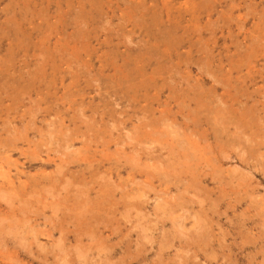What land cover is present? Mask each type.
<instances>
[{
	"label": "rangeland",
	"instance_id": "374dc122",
	"mask_svg": "<svg viewBox=\"0 0 264 264\" xmlns=\"http://www.w3.org/2000/svg\"><path fill=\"white\" fill-rule=\"evenodd\" d=\"M0 264H264V0H0Z\"/></svg>",
	"mask_w": 264,
	"mask_h": 264
},
{
	"label": "bare ground",
	"instance_id": "6f19581e",
	"mask_svg": "<svg viewBox=\"0 0 264 264\" xmlns=\"http://www.w3.org/2000/svg\"><path fill=\"white\" fill-rule=\"evenodd\" d=\"M185 157V156H184ZM62 188V187H61ZM125 196V195H124ZM135 197V196H134ZM115 199V198H114ZM112 202V201H111ZM159 206V205H158ZM86 208V207H85ZM82 210H85V209H82ZM99 210V209H98ZM86 215V214H85ZM4 217V216H3ZM8 217V216H7ZM17 219V218H16Z\"/></svg>",
	"mask_w": 264,
	"mask_h": 264
}]
</instances>
